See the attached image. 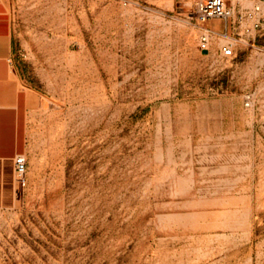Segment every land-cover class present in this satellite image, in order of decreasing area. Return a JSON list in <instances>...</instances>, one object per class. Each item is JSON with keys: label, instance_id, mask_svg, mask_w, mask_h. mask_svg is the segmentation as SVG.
I'll return each mask as SVG.
<instances>
[{"label": "rangeland", "instance_id": "rangeland-1", "mask_svg": "<svg viewBox=\"0 0 264 264\" xmlns=\"http://www.w3.org/2000/svg\"><path fill=\"white\" fill-rule=\"evenodd\" d=\"M197 1L0 0L36 94L0 264H264V0Z\"/></svg>", "mask_w": 264, "mask_h": 264}, {"label": "crops", "instance_id": "crops-1", "mask_svg": "<svg viewBox=\"0 0 264 264\" xmlns=\"http://www.w3.org/2000/svg\"><path fill=\"white\" fill-rule=\"evenodd\" d=\"M13 49L12 25L0 8V208L16 200L14 160L27 152V108L36 97L13 62Z\"/></svg>", "mask_w": 264, "mask_h": 264}, {"label": "built area", "instance_id": "built-area-1", "mask_svg": "<svg viewBox=\"0 0 264 264\" xmlns=\"http://www.w3.org/2000/svg\"><path fill=\"white\" fill-rule=\"evenodd\" d=\"M259 9V6L256 7ZM235 8L229 4L227 0H198L196 4L188 11L187 19L196 24L202 25L208 19L213 17L229 19L234 16ZM205 32L202 35V40L207 41L209 35H211L212 29L203 26ZM221 53L224 57H232L234 50L231 46L224 45L221 48ZM14 169L16 174V180L21 182L28 169V160L24 153L16 155L14 160Z\"/></svg>", "mask_w": 264, "mask_h": 264}, {"label": "bare ground", "instance_id": "bare-ground-1", "mask_svg": "<svg viewBox=\"0 0 264 264\" xmlns=\"http://www.w3.org/2000/svg\"><path fill=\"white\" fill-rule=\"evenodd\" d=\"M210 41H211V35H209V37H208V40H207V42H206L205 46H209V44H210Z\"/></svg>", "mask_w": 264, "mask_h": 264}]
</instances>
